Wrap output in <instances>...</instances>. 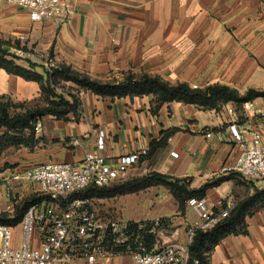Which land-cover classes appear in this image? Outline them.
Returning a JSON list of instances; mask_svg holds the SVG:
<instances>
[{
	"label": "crops",
	"instance_id": "1",
	"mask_svg": "<svg viewBox=\"0 0 264 264\" xmlns=\"http://www.w3.org/2000/svg\"><path fill=\"white\" fill-rule=\"evenodd\" d=\"M75 10L72 24L56 28L48 21L32 22L26 10L0 0V32L7 38H25L43 51L51 50L57 65L102 82L149 75L192 89L225 85L241 94L264 83V0H77ZM15 62L30 69L29 63ZM32 71L43 74L38 67ZM42 93L41 82L0 69V97L29 104ZM79 94L77 116L41 118L34 148L13 147L0 163L15 169L29 163H74L89 151L116 162L143 150L149 154L153 145L162 142V147L143 158L142 167L186 180L195 190L227 178L206 191L204 200L213 206L223 201L236 208L256 190L264 189L223 171L238 154L226 114V108L235 104L205 109L179 101L159 104L154 95L110 98L83 90ZM254 103L264 108V99ZM241 123L264 129V120ZM208 132L210 138L205 135ZM4 133L1 130L0 137ZM99 136L105 139L103 151L97 148ZM75 139L83 147L72 146ZM1 187L0 213H7L5 184ZM20 193L24 200L32 196L25 190ZM176 205L173 227H155L157 247L184 243L187 226L198 218L195 208L186 204L181 213ZM244 224L247 234L222 239L205 254L206 264H264V207L254 206ZM113 263L127 264L122 259Z\"/></svg>",
	"mask_w": 264,
	"mask_h": 264
},
{
	"label": "built area",
	"instance_id": "2",
	"mask_svg": "<svg viewBox=\"0 0 264 264\" xmlns=\"http://www.w3.org/2000/svg\"><path fill=\"white\" fill-rule=\"evenodd\" d=\"M28 12L32 22H51L56 28L73 23L77 0H1ZM10 48L14 57L31 58L27 46ZM45 58L49 71L57 68L55 60ZM231 140L238 148L235 162L224 168L247 183L264 184V129L241 122L264 120V108L254 101L226 108ZM42 129L40 122L35 132ZM204 133V132H203ZM207 138L212 133L205 134ZM72 146L83 147L80 139ZM97 148L105 149V139L99 136ZM177 156L176 153H172ZM148 150L122 156L116 162L95 152H86L80 162H46L13 170L5 179V211L13 213L23 201L20 191L34 187L36 192L20 225L17 242L15 228L0 224V264H114L115 259L129 256L131 264H190V246L197 233L208 232L228 218L235 205L221 201L218 206L204 199H191L188 205L195 208L198 218L186 228L184 243L165 244L148 250L140 231L155 233L161 218L141 221H123L103 217L96 208L94 198L75 197L91 186L109 187L148 176L149 169L142 167ZM140 173L136 174V170ZM133 222V223H131ZM133 224H137L134 226ZM149 228V229H148ZM194 264H200L195 260Z\"/></svg>",
	"mask_w": 264,
	"mask_h": 264
},
{
	"label": "trees",
	"instance_id": "3",
	"mask_svg": "<svg viewBox=\"0 0 264 264\" xmlns=\"http://www.w3.org/2000/svg\"><path fill=\"white\" fill-rule=\"evenodd\" d=\"M7 46L11 45L0 42V69H5L8 73L20 76L26 80L41 82L43 84L41 98L45 101V105L34 110L30 109L25 114L13 116L10 110L16 108L15 105L17 104H14L6 97H0V131L5 130V133L0 137V158L2 151L10 147L20 148L24 146L26 148H34L35 125L41 118L45 116L65 118L70 115H78L81 106L80 98L77 95H69L70 98H67L66 94L59 92L58 86L62 83H74L79 89L91 91L100 97L121 98L125 96L154 95L159 104L179 101L198 105L205 109H215L228 103H233L237 109H240L241 105L247 101L264 98V90L249 89L245 93L246 95L242 96L238 90L225 85L217 84L205 89H192L185 83L171 85L160 77L149 75H143L140 78L128 75L121 82H102L93 80L86 74L76 72L66 65H58L53 71L43 70V74H38L32 71L34 67H37L36 65L29 63L30 69H25L15 62L20 58L9 59V56L12 54L10 50L6 49ZM20 46L17 48H20ZM4 100H7V102L4 103ZM162 146V142L153 145L151 153ZM226 179L219 178L195 190L190 187L186 180L151 173L148 176L121 185L102 188L91 186L75 197L98 200L111 199L127 192H136L153 186H162L169 190L178 204L179 211L183 213L189 200L204 199L205 193L209 188L220 185ZM35 201H37L35 197L24 200L21 206H16L14 216L0 213V224L14 228L17 227L22 222L31 203ZM257 204L264 207V189L256 190L252 197L240 202L231 212L230 216L216 225L212 230L198 232L194 242L190 246V264H194L195 260H199L200 264H206L205 254L207 251L211 250L225 237L239 233L246 235L245 217ZM162 224L163 222L160 226ZM133 225L137 226V224ZM146 230L140 231V236L147 249L151 250L156 246L155 233L149 234Z\"/></svg>",
	"mask_w": 264,
	"mask_h": 264
},
{
	"label": "rangeland",
	"instance_id": "4",
	"mask_svg": "<svg viewBox=\"0 0 264 264\" xmlns=\"http://www.w3.org/2000/svg\"><path fill=\"white\" fill-rule=\"evenodd\" d=\"M21 39L17 38H7L3 33L0 32V42L7 43L12 48H17L20 46ZM22 45H26L27 49L32 53L31 58H24V59H18L22 60L25 63H32L36 65L40 70H48L50 67H47L45 64L49 61L45 58V54H47L48 59L54 60V55L51 52V50H41L37 46V44H29L28 40L25 39L22 41ZM6 47V49H7ZM12 54V53H11ZM15 59L14 55H10L9 59ZM258 86V87H256ZM255 90H264V83H257L255 84V87L252 88ZM58 91L62 93H68L66 94L67 98H70L69 95H77L80 96L79 92L81 89L74 83H62L60 86H58ZM246 90L244 94H241L242 96H245ZM80 98V97H79ZM264 98H257L256 100H261ZM4 103L7 102V100L3 101ZM45 105V101L40 98L33 100L32 102H29V104H17L15 105L16 108H12L10 110L11 115H21L25 114L28 110H34L39 107H43ZM20 106V107H19ZM28 134V133H27ZM12 151V147L8 149H4L1 154V159H3L5 156H8ZM35 165V163H29L27 166ZM15 168L10 164H3L0 163V191L3 192L2 183H4L5 179L13 172ZM252 184H260L262 187L264 184L257 182ZM27 191L29 193H35L36 188L34 187H24L22 189V192ZM24 200V199H23ZM26 200V198H25ZM176 201L173 198V196L170 194L169 190L166 187L160 188V186H153L151 188L136 191V192H127L122 195H118L117 197L111 198V199H103L99 200L96 204V208L98 209L99 213L103 215V217H107L110 219L115 220H123V221H134L137 219H145V218H151L155 216H159L158 218H161L163 220L162 227L163 229L169 230V227H173L172 221L173 219L177 217L175 213V207ZM165 216V217H164ZM16 239L17 242L20 240V230L16 229ZM125 261V263L129 264L131 262L129 256L124 255L121 258Z\"/></svg>",
	"mask_w": 264,
	"mask_h": 264
}]
</instances>
